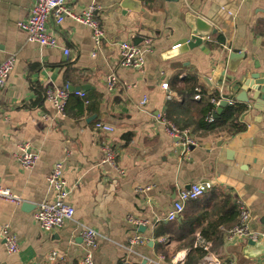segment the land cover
I'll return each instance as SVG.
<instances>
[{
	"label": "crops",
	"instance_id": "crops-1",
	"mask_svg": "<svg viewBox=\"0 0 264 264\" xmlns=\"http://www.w3.org/2000/svg\"><path fill=\"white\" fill-rule=\"evenodd\" d=\"M65 1L76 14L96 7L94 16L104 32L97 48L90 30L70 18L59 26L47 22L58 48L29 43L18 23L27 20L34 0H0V64L14 60L0 88V187L20 199L0 200V232L8 227L18 242L17 253L10 254L0 238V264H78L84 228L97 233L94 264H172L192 250L170 240L167 227L180 223L186 212L196 218L205 213L204 221L190 224L195 239L209 225L221 232L218 244L210 240L202 245L208 244L204 257L264 264V255H243L247 239L226 237L239 219L218 223L232 199L236 206L237 201L247 206L250 230H264V101L251 95L247 103L238 100L246 73L264 80V0H145L137 12L125 9L123 0ZM192 16L216 32L203 40L204 51L167 56L189 35L186 24ZM144 39L151 46L143 68H122L119 43L141 45ZM64 49L69 50L67 56ZM230 53L244 54L235 72L227 68ZM108 75L117 79L111 91ZM189 79L208 103V97L222 92L234 104L244 105V132L233 137L200 133L182 92ZM51 87L82 88L84 98L71 95L59 114L44 99ZM157 115L188 129L196 145L182 152ZM96 122L111 125L113 132L95 131ZM25 143L38 155L31 169H23L14 157ZM105 145L115 152L117 170L104 163ZM57 163L62 164L74 216L47 233L33 213L39 203L53 198L47 177ZM195 183H211L212 189L186 202L179 220L165 221L178 193ZM129 219L141 224L134 226ZM136 235L144 242L131 245ZM200 244L194 241L192 248Z\"/></svg>",
	"mask_w": 264,
	"mask_h": 264
},
{
	"label": "built area",
	"instance_id": "built-area-1",
	"mask_svg": "<svg viewBox=\"0 0 264 264\" xmlns=\"http://www.w3.org/2000/svg\"><path fill=\"white\" fill-rule=\"evenodd\" d=\"M96 7L90 5L84 9L80 14L74 13L68 8L65 0H34L30 8L29 15L26 21L18 23V28L26 33V39L29 43H34L40 47L58 48L57 39L50 33L48 28V20H52L55 26L62 24L65 18H70L73 21L88 28L91 32L92 41L97 48L104 38V32L98 24L94 13ZM228 14L231 15L229 12ZM151 41L149 39L142 40L141 45H134L129 42H121L118 45L120 55V66L122 68L140 70L144 66V53L150 50ZM64 55L69 54L68 49H64ZM14 60L9 58L0 64V88L5 84V81L12 71ZM117 79L114 75H108L106 78V86L108 90L115 88ZM161 87L166 90L167 85L164 83ZM199 92V91H197ZM71 95L84 98V93L81 91L70 90L68 87L47 88L44 94V99L49 103L54 111L63 114L67 106L68 99ZM194 100H200L201 95L197 93L193 97ZM209 103L213 106V110L207 114L205 120L209 123L213 122L216 110L219 108L222 101H227L228 105H233L234 102L226 99L222 92L217 96L208 97ZM88 104L87 101H84ZM146 99L140 102L143 106ZM156 119L163 123L167 135L174 139L181 145L182 152H187L190 147L196 145L195 140L188 129H180L165 118L164 115H157ZM97 132L110 134L113 132L111 125L96 122L93 126ZM105 154L104 163L117 170L115 163V152L111 146L105 145L103 147ZM15 161L23 169H31L35 166L38 160V155L30 150L28 144H20L17 147L14 155ZM47 183L53 193L51 201H44L37 205L33 219L38 227L43 232H52L55 229L62 227L66 222L72 221L74 216L73 207L67 202L69 194L66 182L62 176V164L54 165L51 173L47 177ZM212 189L211 183H195L191 184L187 189L181 190L171 209L165 215V221L174 222L182 217L184 212V205L186 202H193L202 197L205 193ZM0 200L9 201L12 203H19L20 199L13 195L9 189L0 187ZM237 208L239 211L238 224L226 231V237L244 238L252 241L264 240V230L253 231L249 229L248 222L250 220V213L247 206L242 201H237ZM134 226H138L140 221L129 219ZM0 238L4 240L5 248L8 253L13 254L18 251L17 238L11 234L8 227H4L0 232ZM80 238L83 245L82 256L78 264H94L93 251L97 248V233L93 229L84 228L81 230ZM144 239L136 235L130 239V244H142ZM204 251L208 250V244L203 246ZM56 254L53 253L49 260L53 261ZM184 255L174 259L172 264H182L184 262ZM198 264H231L230 262L222 263L220 260L212 256H205Z\"/></svg>",
	"mask_w": 264,
	"mask_h": 264
},
{
	"label": "trees",
	"instance_id": "trees-1",
	"mask_svg": "<svg viewBox=\"0 0 264 264\" xmlns=\"http://www.w3.org/2000/svg\"><path fill=\"white\" fill-rule=\"evenodd\" d=\"M182 92L187 93L184 95L188 97L187 108L191 112H195L197 118L194 124L200 133H215L217 135L233 137L244 132L246 126L241 120L242 115L246 111V107L244 105L236 103L233 105H227L221 110L218 117L214 118L213 122L209 123L205 120V117L213 110V106L206 101V95H204V93L191 79L185 82ZM197 93L201 95V99L196 101L193 99V97ZM213 96L215 97L214 94ZM230 200L231 201L228 203L229 212H220L222 214L219 216L220 222L218 223L220 224L224 223L225 220H232L233 223L235 222L236 218L238 219V208L233 203L232 199ZM225 204L227 205V202H225ZM213 208L214 210L218 209V203ZM206 216L209 215L206 214ZM194 219H201L204 221L205 213L198 215L196 218L186 212L183 215V220L180 223L167 224L169 229L168 233L170 234L169 239L179 241L183 247H189L192 249L191 252L187 254L182 264H196L205 255L202 245L206 242H209L210 240L215 241V243L218 244V240H220L221 232L218 226L213 225H209L208 228H204L203 232L200 234V237L195 239V230L190 226ZM194 241L201 242L200 246L192 248Z\"/></svg>",
	"mask_w": 264,
	"mask_h": 264
},
{
	"label": "water",
	"instance_id": "water-1",
	"mask_svg": "<svg viewBox=\"0 0 264 264\" xmlns=\"http://www.w3.org/2000/svg\"><path fill=\"white\" fill-rule=\"evenodd\" d=\"M145 0H123L122 6L125 9H131L135 12L142 8V2ZM169 1V0H168ZM186 28L189 31V35L180 39L176 47L170 49L167 56L176 57L181 54L188 53L196 48L204 51L205 47L203 45V40L213 35L216 30L207 21L200 17L192 16L191 19L186 24ZM239 58V61H238ZM244 59V54L242 53H230L228 58L227 68L231 72H235L237 66ZM264 80L259 78L257 74L246 73V79L243 84L242 92L238 97V100L243 103L248 102V95L252 98L264 101ZM74 91H81L82 88L73 89ZM228 105L227 101H222L219 108L217 109L214 117L217 118L221 110ZM24 208H28L23 205ZM242 253L247 258H257L264 255V240L252 241L247 240L245 246L242 248Z\"/></svg>",
	"mask_w": 264,
	"mask_h": 264
}]
</instances>
